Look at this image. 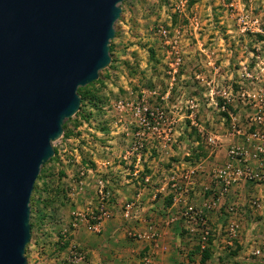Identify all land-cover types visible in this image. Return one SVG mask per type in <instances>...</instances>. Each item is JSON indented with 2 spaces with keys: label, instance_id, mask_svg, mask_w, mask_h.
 I'll return each mask as SVG.
<instances>
[{
  "label": "rangeland",
  "instance_id": "obj_1",
  "mask_svg": "<svg viewBox=\"0 0 264 264\" xmlns=\"http://www.w3.org/2000/svg\"><path fill=\"white\" fill-rule=\"evenodd\" d=\"M118 6L115 37L110 40L113 67L98 72L101 82L88 88L93 98L83 101L77 127L70 126L65 141L60 136L51 144L57 159L45 166L43 179L35 183L31 219L29 207L33 229L23 254L26 264H59L66 258L72 241L71 213L78 212L90 230L100 201L88 190L79 195L78 182L85 177L80 175L83 169L95 166V161L124 167L123 174L139 161L158 170L161 181L175 168L200 164L204 172L194 179L191 204L200 208L214 198L215 206L204 211L206 240L200 243L196 227L190 233L197 243L193 256L200 260L202 246L209 257L231 259L236 249L216 248L212 254L210 248L222 238L235 242L241 221L263 228L264 213L255 212H264V181L219 195L207 173L223 163L231 143L242 139L233 128L248 133L250 116L264 98V0H122ZM207 137H215L214 143L208 144ZM105 189L103 207L109 212L112 201ZM43 200H48L45 207ZM228 208H233L232 219L239 225L233 239L225 232ZM79 223L77 233L86 237ZM96 234H89L86 244L95 252L102 241L107 243L105 234ZM263 246L256 250L264 254ZM247 259L256 260L250 255Z\"/></svg>",
  "mask_w": 264,
  "mask_h": 264
},
{
  "label": "water",
  "instance_id": "obj_2",
  "mask_svg": "<svg viewBox=\"0 0 264 264\" xmlns=\"http://www.w3.org/2000/svg\"><path fill=\"white\" fill-rule=\"evenodd\" d=\"M122 0H0V264H26L29 198L77 88L109 62Z\"/></svg>",
  "mask_w": 264,
  "mask_h": 264
},
{
  "label": "crops",
  "instance_id": "obj_3",
  "mask_svg": "<svg viewBox=\"0 0 264 264\" xmlns=\"http://www.w3.org/2000/svg\"><path fill=\"white\" fill-rule=\"evenodd\" d=\"M138 162L125 168L128 170L125 174H123L124 167L105 165L98 161H95V166L90 169H83L82 175L85 177L78 182V184L81 183L79 195L82 196L87 190L94 196L95 179L100 177L99 175L101 177L105 175L104 184L112 201L108 209L110 218L100 222L96 235L105 234L107 243L104 244L102 241L101 249L99 248L96 252L88 248L86 244L90 242L87 237L95 232H89L91 230L86 228L85 222H80L78 226L84 229L81 233L86 237H80L77 227L70 232L71 243L78 245L92 264H140L141 256L144 258L150 252L149 264H199V257L193 256L197 247L196 239L191 237L192 234L186 229L184 222L178 220L167 223L168 218L176 216L178 210L164 192L165 178L162 181L158 180V170H155L153 166H141ZM144 177L148 178L146 184L142 180ZM89 186L90 188L87 189ZM255 187L256 185L253 189ZM127 200L134 208L126 212L120 206L122 203L126 204ZM193 201L190 197L189 203ZM250 212L254 214L255 211ZM255 213L261 215L264 212ZM189 228L194 227L189 226ZM129 235H137V239L128 240ZM150 235H154V238H149ZM235 239L236 241L230 244L222 238L213 243L210 248L212 254L215 253L216 248H226L227 252L230 249H236L237 252L231 259H221L220 256L213 258L211 255L203 264H264L263 252L259 255L252 254L253 250L258 249L257 246L264 244V225L263 228H259L254 223L248 224L241 221ZM249 255L256 260L247 259ZM190 256L192 260L189 259Z\"/></svg>",
  "mask_w": 264,
  "mask_h": 264
},
{
  "label": "built area",
  "instance_id": "obj_4",
  "mask_svg": "<svg viewBox=\"0 0 264 264\" xmlns=\"http://www.w3.org/2000/svg\"><path fill=\"white\" fill-rule=\"evenodd\" d=\"M260 106H256L257 110L250 116V126L248 133L242 134L234 128L232 129L235 135H242L240 141L231 143L225 152L223 163L220 166L209 170L207 175L210 176L211 182L214 185L219 195L228 193L231 189L240 188L246 183L258 184L264 181V98L260 101ZM139 125L141 128L145 127L144 120L139 119ZM136 136L142 137V133H135ZM215 137H207L206 142L213 144ZM204 170L200 164H195L186 167L184 170H178L175 168L170 172L164 183V192L166 196L170 197L171 202L178 210L176 216L168 218L167 223H173L178 220H182L186 225V229L189 233H193L196 227L200 232V243L206 240L208 235L206 229V215L204 211H209L214 208V198L206 199L201 207H195L187 200L192 186L194 185V179ZM82 176V172L80 173ZM143 183H148V178H143ZM78 189H81V183L78 184ZM94 194L100 201L99 208L97 209V215L91 217L94 221L89 229L93 232H97L100 222H103L110 218L109 212L104 210L103 202L108 198V193L105 189V184L100 177H97L94 182ZM251 205L256 209L258 203L254 200ZM133 207V206H132ZM131 207V203H126L123 209L127 212ZM228 219L226 220L225 232L228 238L233 239L237 233L239 225L234 219H232L233 208H228ZM72 220L70 222L71 229L77 227L78 222H82L83 217L78 212L71 213ZM125 213V217H126ZM65 230H62L61 242L63 245L65 238ZM151 239L154 235H150ZM264 247V246H263ZM203 249V247H202ZM66 258L62 259L59 264H92L87 260L86 255L79 249L76 244H69L67 246ZM253 255H259V250H254ZM151 252L147 254L143 262L149 264Z\"/></svg>",
  "mask_w": 264,
  "mask_h": 264
},
{
  "label": "trees",
  "instance_id": "obj_5",
  "mask_svg": "<svg viewBox=\"0 0 264 264\" xmlns=\"http://www.w3.org/2000/svg\"><path fill=\"white\" fill-rule=\"evenodd\" d=\"M113 37H115V35L113 36ZM112 52H113V42L112 41H110L109 42V45H108V55H109V57H110V64H108V66L106 67V69L105 70H110V69H112V60H111V55H112ZM101 82V80H100V78H98L96 81H94V82H92V83H90V84H88V85H86V86H84V87H82V88H77L76 89V93H77V95H78V97H79V106H78V110H77V112L73 115V117L74 118H69V119H67V120H64V122H63V124H62V127H61V130H62V133H61V140H63V141H65L68 137H69V135H70V133H71V129H70V126H71V128H76L77 127V125H78V123H77V121H76V116L77 117H80V115H79V113H80V108H81V105H82V103H83V101L84 100H87V101H91V99L93 98V96L91 95V93H90V91L88 90V88L90 87V86H92L93 84H99ZM96 101H97V98L95 99ZM223 116H225L226 117V114L224 113V112H222L221 113ZM81 118H82V116H81ZM80 118V119H81ZM52 150H53V156L50 158V159H48V161L45 163V164H43L42 166H40V168H39V172H38V175H37V177H36V180L34 181V184H33V187H32V191H31V195H30V199H29V207H30V219H31V215L33 214V211L31 210V205L32 204H34V194L36 193V182L37 181H39V180H42L43 179V175H44V168H45V166L48 164V163H50V162H54L57 158H56V155H57V150L55 149V148H52ZM48 200H43L42 201V205L45 207L46 205H48L47 202ZM169 202H170V200H169ZM168 201H167V204L169 203ZM29 219V227H30V234H31V232H32V229H33V223H32V221ZM65 243H63V245H64ZM209 256H208V249L207 248H205V249H202L201 250V258H200V263L202 264V263H204V261H206L207 260V258H208Z\"/></svg>",
  "mask_w": 264,
  "mask_h": 264
}]
</instances>
